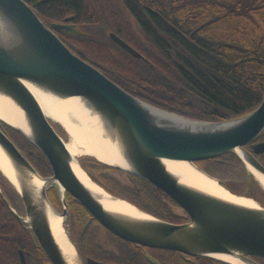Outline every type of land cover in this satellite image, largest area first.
I'll return each mask as SVG.
<instances>
[{
    "label": "water",
    "instance_id": "water-1",
    "mask_svg": "<svg viewBox=\"0 0 264 264\" xmlns=\"http://www.w3.org/2000/svg\"><path fill=\"white\" fill-rule=\"evenodd\" d=\"M72 20L73 16H67L63 22L47 25L26 0H0V95L10 100L22 121L18 125L0 117V149L15 181L5 177L24 204L25 217L17 213L18 217L32 230L51 262L69 264L49 221V206L58 213L48 196L54 188L64 204L69 192L101 224L127 241L230 264L234 263L221 256L257 264L252 256L264 257V205L255 200L246 204L186 181L168 161H185L223 185L198 162L233 154L245 167L248 180L253 177L264 189L250 170L251 167L264 177V163L256 156L264 152V141L255 143L252 150L247 148L264 132V96L252 111L221 121L195 119L158 107L121 87L67 46L58 31L74 32ZM110 36L131 54L143 58L119 35L110 32ZM31 87L55 99L79 101L101 122L104 138L112 143L124 164L104 161L95 154L84 155L151 182L183 208L189 219L176 223L160 218L95 181L80 157L72 155L67 134H61L56 127L60 124L46 115ZM2 121L46 156L51 175L40 174L7 135ZM74 162L101 191L80 178ZM35 176L44 180L40 192L35 190ZM105 199L125 202L134 210L111 207ZM77 258V264H84L78 251ZM88 263L103 264L91 258Z\"/></svg>",
    "mask_w": 264,
    "mask_h": 264
},
{
    "label": "trees",
    "instance_id": "trees-1",
    "mask_svg": "<svg viewBox=\"0 0 264 264\" xmlns=\"http://www.w3.org/2000/svg\"><path fill=\"white\" fill-rule=\"evenodd\" d=\"M45 24L73 16L76 30L58 31L70 49L120 86L158 107L207 121H221L255 109L264 96V0H26ZM138 50V58L110 37ZM7 135L43 176L52 169L46 156L17 129L2 121ZM63 135L66 131L60 126ZM264 138V132L260 135ZM88 171L116 169L91 156L80 158ZM216 165L218 171L207 166ZM232 192L264 205V189L233 154L198 162ZM222 167V168H221ZM241 170L234 183L223 170ZM236 180V176H234ZM101 182L99 176L93 175ZM15 204L12 184L0 181ZM239 183V184H238ZM114 185L113 181L108 187ZM54 191L56 189L51 188ZM163 192V190H162ZM158 215L183 222L173 211ZM185 216L187 213L182 211ZM0 248L41 250L32 230L19 220L0 193ZM43 250V249H42ZM18 259V254L15 255ZM14 256L2 257L12 264ZM205 264H230L203 257Z\"/></svg>",
    "mask_w": 264,
    "mask_h": 264
},
{
    "label": "flooded vegetation",
    "instance_id": "flooded-vegetation-1",
    "mask_svg": "<svg viewBox=\"0 0 264 264\" xmlns=\"http://www.w3.org/2000/svg\"><path fill=\"white\" fill-rule=\"evenodd\" d=\"M261 141H264V138H260L259 136L256 140L249 143L247 148L252 150V146ZM256 156L264 163V152L258 153ZM89 174L91 177H93V175L96 177L99 176L101 182H97L111 193L129 200L143 210L156 216L161 214V216L169 215L173 218L171 214L173 211H185L168 194L164 191L162 192V189L126 171L112 168L93 170L89 172ZM1 179L4 180L0 175V181ZM110 181L114 183V185H110L111 188L108 187ZM234 181V183H236L239 179H234ZM0 193L18 217L17 200L15 204L10 201L1 183ZM48 196L57 212L61 215L65 214V226L68 236L75 244L84 264H89V258L103 264H205L203 259L204 256H192L176 250L136 244L119 237L101 224L99 220L69 192L65 194V204L60 200L57 190L54 191L50 189L48 191ZM187 216L188 214L185 215L186 218ZM24 224L28 227L26 223ZM8 254L14 256V258L10 260L12 264H23V261H25L26 264H53L42 249L31 252L23 248H19L16 252L5 251L0 248V264L2 263V257ZM16 254H18L19 261L15 257ZM252 258L257 264H264V257L252 256ZM223 262L225 263V261Z\"/></svg>",
    "mask_w": 264,
    "mask_h": 264
},
{
    "label": "bare ground",
    "instance_id": "bare-ground-1",
    "mask_svg": "<svg viewBox=\"0 0 264 264\" xmlns=\"http://www.w3.org/2000/svg\"><path fill=\"white\" fill-rule=\"evenodd\" d=\"M30 89L41 104L46 115L52 118L56 123H59L63 129H66V134L68 136L67 147L71 151L72 155H74V157H78V154H95L104 161L114 162L121 165L124 164L123 161L118 157V154L112 143L104 138L103 132L99 126L101 122L94 116L90 115V112L79 104V101H77L75 98L55 99L50 95L34 89L33 87H31ZM0 117L7 121H11L12 123L22 125V121L20 120V116L17 113L16 108L13 106L10 100L3 95H0ZM168 164L173 167L184 180L195 183L207 189L208 191L228 198L242 200L246 204L254 203L253 199H248L247 197H239L232 194L216 179L206 175L205 173H202L185 161L169 160ZM73 167L85 183L92 186L93 188L95 187L94 189H98L99 191H101L98 186L94 185L89 180L87 174L77 164V162L73 163ZM250 170L264 187V177L253 170V168L251 167ZM0 171L4 176H7L12 181H15L11 172V168L8 165V161L1 149ZM43 184L44 180L39 178L38 176H35V190L37 192H40ZM105 202L110 204L111 207L116 206L125 211L134 210L130 205L122 201H110L108 199H105ZM48 208L51 229L58 244L63 250L69 264H77V251L75 245L73 244V242L71 243L69 239L65 226V216L56 213L50 206ZM17 213L25 217V214H21L20 212H18V210ZM221 258L228 260L234 264H245V262H242L241 260L232 256L224 255L221 256Z\"/></svg>",
    "mask_w": 264,
    "mask_h": 264
},
{
    "label": "rangeland",
    "instance_id": "rangeland-1",
    "mask_svg": "<svg viewBox=\"0 0 264 264\" xmlns=\"http://www.w3.org/2000/svg\"><path fill=\"white\" fill-rule=\"evenodd\" d=\"M56 127H57V129L59 130V127H58V125H56ZM62 134V133H61ZM83 156H86V155H84V154H78V157H83ZM208 168H210V169H212V170H214V171H218V169H217V166L216 165H209V166H207ZM222 168V167H221ZM224 172H225V174L227 175V179L228 180H231V179H235L234 178V176H236V179L237 178H239L240 180H242L244 177H246V174H244L241 170H239V169H236L234 172H232V171H226V170H223ZM89 173V172H88ZM0 175L2 176V178L4 179V180H6V181H8L7 180V178L3 175V173L0 171ZM234 181V180H233ZM9 182V181H8ZM111 182V181H110ZM107 184V183H106ZM114 184V183H113ZM109 191V190H108ZM17 206H18V212H20L21 214H25V209H24V204H23V201H22V199H21V197H20V195H18L17 197ZM253 200H255V199H253ZM255 201H257V200H255ZM258 203H260L259 201H257ZM178 215H181V216H178V218H181L182 220L183 219H185V216L182 214V211L181 210H176L175 211ZM188 220V219H187ZM186 221V220H185ZM185 221H183V222H185ZM174 222H176V223H179V222H177V221H174ZM78 251V250H77ZM79 253V252H78ZM80 255V254H79ZM81 256V255H80Z\"/></svg>",
    "mask_w": 264,
    "mask_h": 264
}]
</instances>
